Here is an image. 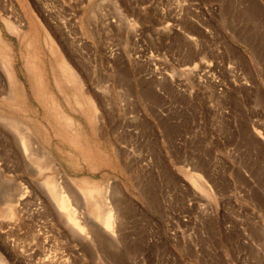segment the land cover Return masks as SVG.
I'll list each match as a JSON object with an SVG mask.
<instances>
[{
	"label": "rangeland",
	"instance_id": "1",
	"mask_svg": "<svg viewBox=\"0 0 264 264\" xmlns=\"http://www.w3.org/2000/svg\"><path fill=\"white\" fill-rule=\"evenodd\" d=\"M0 35V264H264V0H0Z\"/></svg>",
	"mask_w": 264,
	"mask_h": 264
},
{
	"label": "bare ground",
	"instance_id": "2",
	"mask_svg": "<svg viewBox=\"0 0 264 264\" xmlns=\"http://www.w3.org/2000/svg\"><path fill=\"white\" fill-rule=\"evenodd\" d=\"M47 33V32H46ZM52 42V41H51ZM7 43H6V41L2 38V36L0 35V59H1V62H2V64L1 65H3V69L6 71V77H4L3 76V74L0 72V83H2V86H3V90H6L7 89V87H9V85L14 89V90H12V91H14V94H13V98L15 99V100H19V101H22L23 100V98L25 97V92H24V86H22V84L20 83V81H19V79H18V77H17V75H15V73L13 72V70L11 69V60H10V58H9V49H8V47H7ZM53 48V47H52ZM54 48H56L55 46H54ZM59 52H61V51H59ZM58 55V54H57ZM56 55V56H57ZM63 55V54H62ZM62 55H61V57H62ZM31 58V57H30ZM57 59V58H56ZM32 61V60H31ZM28 62V61H27ZM61 67H62V70H63V73H64V78H65V80L66 81H68V80H73V82H75V83H79V82H81V79H79L78 78V76H77V74H76V72L75 71H73V69L71 68V64H69L68 63V61L65 59V57L64 58H62L61 59ZM71 65V66H70ZM73 67V66H72ZM29 69H31L33 72V76L34 77H37L38 78V80H40V81H42L43 79H42V77L38 74V72H37V65H36V63L34 62V61H32V62H30L29 61ZM60 74V73H59ZM77 76V77H76ZM4 78L6 79V80H4ZM61 78V77H60ZM65 85V84H64ZM67 86V85H66ZM40 89V88H39ZM41 89H42V91L43 92H45V93H47L44 89V87H41ZM41 89H40V91H41ZM47 90V89H46ZM48 91V90H47ZM38 92V91H37ZM49 92V91H48ZM51 95V94H50ZM92 98V97H91ZM88 99H89V97H88ZM91 100V105H94V101H93V99H90ZM55 106V104H53V107ZM95 106V105H94ZM57 108H55V110H56ZM59 110V109H58ZM60 113V112H59ZM64 113V112H63ZM60 115V114H59ZM60 117V116H59ZM72 116H68L67 114H61V122H65L70 128H72L73 126H74V124H76V122L74 123V121L72 120V118H71ZM10 118V117H9ZM8 118V119H9ZM7 119V120H8ZM13 119H15L16 120V118H13ZM10 121V120H9ZM12 121H14V120H12ZM11 123H13V122H11ZM19 123V122H18ZM15 124H17L16 122H15ZM14 124V125H15ZM60 124V123H59ZM51 126V125H50ZM16 127V126H15ZM52 127V126H51ZM56 127V126H55ZM76 127V126H75ZM77 130H78V127L76 128ZM75 129V130H76ZM79 131V130H78ZM77 131V132H78ZM76 133V132H75ZM24 138V137H23ZM25 139V138H24ZM24 143H26V141L24 142ZM27 144H28V142H27ZM26 148H27V146H26ZM51 175V174H50ZM46 176L45 178H47L46 179V181H44V182H46V187L48 188V190H49V194H50V196L56 201V203H57V206H58V209H59V211H60V213L61 212H64V214L66 215L65 216V218L67 219V221L70 223V225L72 226V227H76L78 230H83L84 232H86L85 231V223L83 224V222L81 223V221L79 220V218H78V216H77V213H76V207L73 205V203H72V199H73V197H71L72 195L70 194V191L67 189H64L61 185H60V183L58 182V181H56L55 180V178L54 177H52V176ZM86 180H89V178H87ZM83 181V180H82ZM85 181V180H84ZM85 183V182H84ZM89 183V182H88ZM97 183H95V185H96ZM87 185H89L90 186V184H87ZM94 185V184H93ZM91 186H92V184H91ZM91 186H90V188H91ZM87 187V186H86ZM94 187V186H93ZM92 187V189H94ZM98 188H99V186H97ZM88 189H89V187H87ZM88 189H84L85 191L87 190L88 191ZM98 190V189H97ZM81 191H83V190H80V192ZM96 191V190H95ZM98 191H100V188H99V190ZM98 191H96L97 193H98ZM84 192V191H83ZM92 192H93V190L91 191H88L87 192V194L89 193V196L91 197V195H92ZM102 192V191H101ZM90 193H91V195H90ZM100 193V192H99ZM83 194H85V193H83ZM85 196H87V195H85ZM89 196H87V199H88V197ZM93 197V196H92ZM94 198V197H93ZM85 199V198H84ZM86 199V200H87ZM90 199V198H89ZM95 199V198H94ZM91 201L93 200V199H90ZM126 200V199H125ZM89 201V200H88ZM107 201H110V200H107ZM95 202H96V204L98 203V201H96L95 200ZM87 204V203H86ZM98 204H100V203H98ZM106 204V203H105ZM105 204H104V208H105ZM108 204H110V203H108ZM114 204V203H113ZM89 205V204H88ZM10 206V205H9ZM93 206H94V204H93ZM101 206V205H100ZM107 206V205H106ZM12 207V206H11ZM10 207V208H11ZM110 206H108V209H107V211L106 212H104V214H101V213H94V216L92 217V218H90L91 219V221L93 222L94 221V224L96 223L97 224V220L99 221V220H101L102 221V223H100V222H98V223H100L101 224V228H104L105 230H107V231H109L110 229H111V231H110V233L112 232V229L116 226H114V224H113V222H115L114 221V213H113V210H112V206H111V208H109ZM97 208H99L98 206H97ZM96 208V209H97ZM107 208V207H106ZM105 208V209H106ZM12 209V208H11ZM8 212H10V209L8 208ZM100 210V209H99ZM98 210V211H99ZM12 211V210H11ZM89 211V210H88ZM105 211V210H104ZM91 212V211H90ZM115 212V211H114ZM92 213H93V211L91 212V215H92ZM117 213H118V211H117ZM88 214H90L89 212H88ZM115 214H116V212H115ZM103 215V216H102ZM90 217V216H89ZM88 217V218H89ZM94 218H96V220L94 219ZM117 220V219H116ZM114 230H115V228H114ZM84 232H82V233H84ZM114 234V233H113ZM89 235V234H88Z\"/></svg>",
	"mask_w": 264,
	"mask_h": 264
}]
</instances>
